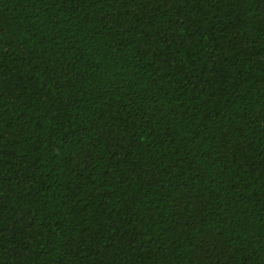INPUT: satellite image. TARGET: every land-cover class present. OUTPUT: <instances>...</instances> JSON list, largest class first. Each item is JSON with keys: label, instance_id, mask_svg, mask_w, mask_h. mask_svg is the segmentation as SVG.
Returning <instances> with one entry per match:
<instances>
[{"label": "trees", "instance_id": "trees-1", "mask_svg": "<svg viewBox=\"0 0 264 264\" xmlns=\"http://www.w3.org/2000/svg\"><path fill=\"white\" fill-rule=\"evenodd\" d=\"M0 264H264V0H0Z\"/></svg>", "mask_w": 264, "mask_h": 264}]
</instances>
